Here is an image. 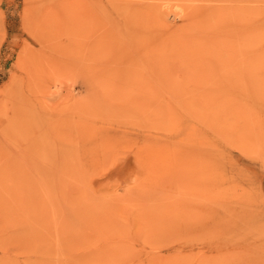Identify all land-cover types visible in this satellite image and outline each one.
Returning a JSON list of instances; mask_svg holds the SVG:
<instances>
[{
	"label": "rangeland",
	"instance_id": "obj_1",
	"mask_svg": "<svg viewBox=\"0 0 264 264\" xmlns=\"http://www.w3.org/2000/svg\"><path fill=\"white\" fill-rule=\"evenodd\" d=\"M0 264H264V0H0Z\"/></svg>",
	"mask_w": 264,
	"mask_h": 264
},
{
	"label": "bare ground",
	"instance_id": "obj_2",
	"mask_svg": "<svg viewBox=\"0 0 264 264\" xmlns=\"http://www.w3.org/2000/svg\"><path fill=\"white\" fill-rule=\"evenodd\" d=\"M34 78V77H33ZM31 79V78H30ZM8 108V107H7ZM4 116V115H3ZM6 117V116H5Z\"/></svg>",
	"mask_w": 264,
	"mask_h": 264
}]
</instances>
